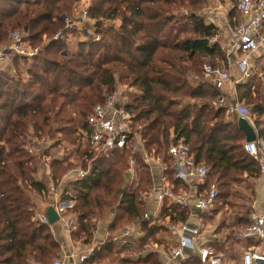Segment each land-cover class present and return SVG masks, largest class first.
<instances>
[{"label": "trees", "instance_id": "obj_1", "mask_svg": "<svg viewBox=\"0 0 264 264\" xmlns=\"http://www.w3.org/2000/svg\"><path fill=\"white\" fill-rule=\"evenodd\" d=\"M81 2L0 0V48L18 30L29 46L38 49L25 73L0 74V264H51L61 258V245L51 226L35 220L33 196L48 187V180L36 176L42 155L49 156L56 184L74 169L87 171L83 178L73 175L65 190L74 194L66 196L73 200L66 214L77 220L71 236L89 245L99 223L112 212L110 232L143 220L155 184L147 154L165 164L164 174L174 184V192L186 189L175 177L168 154L170 145L179 140L191 147L197 163L209 168L200 191L215 186L219 192L204 218L209 236L229 231L224 241L208 238L203 245L228 254L226 242L237 241V233L251 223L252 212L230 197L236 194L235 186L261 178L262 169L244 147L245 134L237 117H226L225 105L219 104L221 89L204 78L205 59H213L214 65L226 60L215 41L220 29L198 14L204 8L201 0H90L86 11L94 21L93 32L71 49L68 34L78 36L74 28L67 29V20L77 18ZM241 19L237 9L233 24ZM60 31L67 35L56 38ZM99 36L111 50L95 56L91 47ZM15 64L21 69L19 59ZM116 64L124 70L116 71ZM122 85L132 87L118 102L134 129L131 142L121 149L97 152L84 138L90 131L89 119L95 107ZM262 88L254 80L237 86L238 99L247 101L250 108L242 107L252 114L258 140L264 142ZM134 133L139 134L142 149H134ZM29 137L39 143L37 152L26 145ZM48 141L51 150L43 146ZM62 142L67 145L61 146ZM58 148L65 155L55 153ZM132 169L134 176L128 181L126 174ZM223 213L226 219L220 221ZM190 216L191 208L166 197L159 217L142 221L145 236L140 246L159 241L161 232L188 222ZM118 247L112 242L96 246L87 262L132 263ZM141 260L159 264L156 253ZM183 264L204 263L196 253Z\"/></svg>", "mask_w": 264, "mask_h": 264}, {"label": "built area", "instance_id": "obj_2", "mask_svg": "<svg viewBox=\"0 0 264 264\" xmlns=\"http://www.w3.org/2000/svg\"><path fill=\"white\" fill-rule=\"evenodd\" d=\"M238 11L242 15L241 21L233 28L234 44L233 48L239 51L241 75L237 78V84L243 82V79L250 77L252 68L251 59L253 55L264 48V0H239L237 5ZM83 15L78 20H67V29H71L76 24L85 23L90 20L86 10H83ZM89 35V33H86ZM67 35V32L60 31L55 36L56 38ZM70 36V34H68ZM11 42L0 48V61L8 60L11 56H25L34 57L38 49L32 48L25 41V34L21 31L15 30L10 35ZM88 39V37H87ZM13 74H17V70L13 68ZM205 74L213 78L216 84L223 93L219 98V104L225 105L226 115L228 118L232 116L243 117L251 124L253 123L252 114L243 108L237 101H229L227 96L222 91L224 82L226 81L225 71L219 67L211 65L204 66ZM132 90L128 85L120 86L116 92L108 94L106 100L102 104L95 107L93 115L89 119L90 131L84 133V138L88 139L91 145L97 152H110L114 149L124 148L131 142L133 130L130 126L128 113L118 106V102L123 99V93ZM228 101V102H227ZM245 110V112H244ZM136 138L132 142L134 149L139 150L143 148L140 136L134 133ZM131 144V143H130ZM48 150L50 145H43ZM40 147V145H35ZM244 147L250 155L257 158L261 163L262 177L264 178V152L259 147L257 142H246ZM28 148L33 151L32 147ZM36 150V149H35ZM168 154L171 157V168L174 171L175 177L183 183H193L194 193V207L200 214L199 224L192 225L189 222H182L170 225L173 231L181 230L184 234H180L177 239V244L173 247H164V254L175 260V264H183L185 250L187 248L197 249L201 262L204 264H223V254L215 252L211 247L199 246L198 239L204 230V218L212 211L218 197V189L214 186L209 191H200L207 183L209 168L203 163H197L191 151V147L183 140H179L170 145ZM154 158L151 155L145 156V161L149 164L150 160ZM44 166L48 168V187L43 192L47 199H52V205L55 207L58 214H64L68 208L73 205L72 199H67V195H74L72 191L65 190L66 184L69 183L61 181L56 184L51 176V169L49 165L50 159L46 156H41ZM133 172L134 176V171ZM74 178H83L87 171L82 168L73 170ZM133 178V177H132ZM65 179V178H64ZM67 180V179H65ZM173 185L162 187L160 191H154V201L158 204H163L164 199L168 197L172 203L181 206H189V198L187 195H178L172 189ZM154 190V188H153ZM152 190V191H153ZM69 200L71 203L68 204ZM202 214V215H201ZM143 219L149 220L148 212L146 211ZM42 223L49 224L46 215L42 217H35ZM188 233V234H186ZM239 239H247L258 242L257 245L247 249L243 253V264H264V212L252 214L251 223L237 233ZM147 252V251H146ZM51 264H66L63 260L57 259Z\"/></svg>", "mask_w": 264, "mask_h": 264}, {"label": "crops", "instance_id": "obj_3", "mask_svg": "<svg viewBox=\"0 0 264 264\" xmlns=\"http://www.w3.org/2000/svg\"><path fill=\"white\" fill-rule=\"evenodd\" d=\"M87 2V1H86ZM217 4V3H216ZM220 4H217V8H215L214 10L209 9L208 10V14H206V21L210 20L214 25H216L219 29H220V34L217 36V38H215V41H218V43L221 45L222 49H225V44H227V47L229 45L234 44V37H233V28L231 27V24H229V21H227V17H223V7L219 6ZM79 9L81 8V3L79 4ZM79 12V11H78ZM214 13H216V15H214ZM220 16H222V18H220ZM235 20V17L233 18V22ZM232 22V23H233ZM236 24H233V27H235ZM82 29V27H74V29L78 30L80 32L78 36L79 39H85V37H83V35L81 34L80 29ZM228 28V29H226ZM222 30V31H221ZM87 31H84V35H86ZM90 33V32H89ZM73 35V34H72ZM87 37L89 35H86ZM69 38V42L71 41V39L73 37L70 38V36H68ZM231 41V44H230ZM11 42V40H10ZM9 42V43H10ZM226 50V49H225ZM257 53H262V55L264 56V48L261 49L260 51H257L253 57L256 56ZM232 56V55H231ZM262 56V57H263ZM230 57V55H229ZM240 58H241V54L239 51H234V56L232 58L233 64L236 66L237 70H238V74H241V69H240ZM264 58V57H263ZM262 58V59H263ZM19 59L20 60V67L21 69H19L16 64L15 61ZM30 62V58L29 57H23V56H11L9 57L8 60L5 61H0V74L4 73V71L9 72L11 75L16 76L17 74H13V68H15L16 70H20L23 73L26 72L28 65H26L27 62ZM29 64V63H28ZM18 73V72H17ZM226 81L224 82V88L222 87V91L224 92V94L227 96V99L231 102L233 101H237L238 100V89L237 86L238 84L235 83V88L232 91L228 90L227 84L225 85ZM226 86V87H225ZM237 98V100H235ZM230 119V118H229ZM237 121H238V117H237ZM254 118H253V123L255 126V122H254ZM49 144H52L51 141H48ZM46 142V144H48ZM258 145L261 146L260 148L262 149V151L264 152V142L263 141H257ZM52 145L49 146L48 150L52 149L51 148ZM59 151V150H58ZM55 153H59L58 155H60V152L54 151ZM47 160L49 158L46 157ZM149 165L151 166L152 172H153V176H154V180H155V184H154V190L151 192V194L147 197V203H148V217L152 218V219H157L159 217V212L161 210L162 205L158 204L154 201L153 197H154V191H160V189H162V187H167V186H171L174 184L165 176L164 174V170H165V164H163V162L159 159V158H152L150 160ZM50 166V165H48ZM48 168L47 166H44L43 161H41L40 163V167H39V171L37 172L36 176L37 179L39 178H44L46 180H48V174L47 171ZM133 170V169H132ZM74 175V172L72 171L71 173H69L68 175L65 176V179H63V182H66L68 180H73L72 176ZM128 175L131 176L132 180L133 178V172L129 171L126 174V177L128 178ZM46 183L48 184V181H46ZM253 184H255L254 189L253 186L250 185L251 188V199L248 202V206L252 209L251 212V216L252 214H256V213H263L264 212V178L261 176V178L257 179L255 182H252ZM186 185V189H179L177 193L178 195H187L188 196V200H189V208H191V216L189 218V223L192 225H197L199 224V216L200 214L195 210L194 207V193H195V189L193 186V183H184ZM67 185V184H66ZM246 185V184H244ZM243 185V186H244ZM252 186V187H251ZM40 197H44V199L48 200L43 194H34ZM50 201V205H52V199H49ZM65 201H68V204H70L71 202L67 199H65ZM35 202V211H36V217H42L44 215H46V211L42 210V208L39 207V205H37L36 200L34 199ZM172 203V202H171ZM145 214V213H144ZM202 215V214H201ZM60 219L55 222L54 224H49L51 226L52 232L55 236V238L58 240V242L61 245V255H60V259L63 260L66 264H91L87 262V259L90 257L91 253L93 252V250L96 248V246H100V245H104L107 243H114V244H118L119 245V249L121 251V255L122 256H127L133 259V262L130 264H149L147 262L142 261V258H145L147 256H149L151 253H156L157 254V261L159 262V264H175V260L171 259L169 256H167L166 254H164V247H173L177 244V239L178 236L180 234H184L185 232L178 230L173 231L171 228H169L168 232H161L158 236V240L159 241H155L154 243H151L147 246L141 247L140 246V240L145 236V232L142 228V221L144 220H137L135 223H132L131 225L127 226L126 228L118 231V232H110L109 231V223L112 219L113 216V212L111 213V216L108 217L107 219L101 221L97 227V230L94 232V236L92 239L91 244L87 245L81 241H76L73 240L72 236H71V232L72 230L76 227V217L70 216L68 214H66V212H64V214H60ZM204 221V220H203ZM59 226V227H58ZM170 227V226H169ZM209 231H207L206 227H204V230L202 231L201 236L198 239V245L199 246H205L203 245L207 239L209 238ZM188 234V233H186ZM213 239H220L223 240L225 239V234L219 233L216 235H211ZM244 240V241H242ZM264 243V241H263ZM258 242L256 241H250L247 239H239L237 237V241L231 243H227L225 244L226 248L229 250L231 248L234 247V245L237 246V262H239V264H243V253L257 245ZM233 246V247H232ZM206 247V246H205ZM147 251V252H146ZM198 254L199 252L197 249H190L187 248L185 250V255H184V259L182 261V263L185 262L186 259H188L189 257H191L193 254ZM130 254V255H129ZM229 254V253H228ZM228 254H223V264H234V260H236L233 257H230ZM92 264H109V260H105L103 262H98V263H92Z\"/></svg>", "mask_w": 264, "mask_h": 264}, {"label": "rangeland", "instance_id": "obj_4", "mask_svg": "<svg viewBox=\"0 0 264 264\" xmlns=\"http://www.w3.org/2000/svg\"><path fill=\"white\" fill-rule=\"evenodd\" d=\"M238 1L239 0H205V1L201 0L200 7L203 5L204 8L201 7L202 9L200 10V12L198 11V14H200L206 20V17H207L206 14H208V10L209 9L214 10L215 8L218 7L217 4H220L219 6H222L223 9H224L223 10V17H227V21H229V24H231V27L234 28L233 27V23H231V19L233 17H235V19H236V17H237ZM89 4H90V0H82L81 8H80L79 12L77 13V18L75 20L80 19V17L83 15V13H82L83 9L86 10L88 8ZM186 12H187L186 10H182L181 11V13H183V14H185ZM214 15H216V13H214ZM220 18H222V16H220ZM206 22L212 23L210 20H207ZM93 23H94V21L90 18V20L88 22L76 24L74 27H78V26L82 27V29L79 28L80 31H81V34L83 35V37H85V39H87L86 35H88V34L84 35L83 32L84 31H87L86 33L90 32L89 33V35H90L93 32V28H94ZM236 24H237V22H236ZM104 25L106 26V25H108V23L104 22ZM74 27H72V28H74ZM226 29H228V28H226ZM76 31H77V35H79L80 32L78 30H76ZM71 37H73V38L69 42L70 48L71 49H75L76 46H77V41L79 40V38L74 36V35H72V34H70V38ZM67 39L69 40V38H67ZM94 42L95 43L91 47V50H92V54L95 55V56L96 55H100L104 51L107 52V51L111 50L110 47L108 46L107 40H103V38L100 37V36L96 37ZM230 44H231V41H230ZM6 45L7 44H5L4 46H6ZM225 49L223 51H224L226 60H224L223 62H220L219 60H217L216 64L214 65L213 59H205L204 64H203V68L207 64V65H211L213 67H219V68L223 69L225 71L224 74L226 76L225 85L227 84L228 90L232 91L235 88V82H236L237 78H239L241 74L240 73L238 74V70H237L236 66L233 64V61H232V58L234 56V51H236V50L232 47V44L229 45L228 47H227V44H225ZM229 55H230V57H229ZM262 56H263L262 53H257L255 57H252V59H251L252 68H251V71H250V77H248L246 79H243V82H241V83H245V82H248V81H251V80H254V82L257 83V85H259L261 83L263 85L262 92L264 93V71H262V67H264V58H263L264 56L263 57ZM28 63H29V61L26 63V65H28ZM113 67H114V69L116 71L117 70L118 71L124 70V66H122L121 64H116ZM204 78L208 79L209 81H211V82L216 84L215 80H213V78H211V77H208L205 73H204ZM254 78H257V79H254ZM241 83H239V84H241ZM223 88H224V85H223ZM237 95H238V92H237ZM235 100H237V98ZM229 101H230V99H229ZM237 102L241 106H243V105L245 106L246 105V106L249 107V105L247 104L246 100L239 101V99H238ZM244 103H246V104H244ZM226 117H227V115H226ZM132 130H134V129L132 128ZM26 145L32 147L33 151L37 152V150H35L36 148L34 146H32V145H39V143H37V141L34 138L29 137L28 138V143ZM45 145H51V144L48 143V144H45ZM64 145H67V144L62 142L61 146H64ZM58 150H55V151L60 152L61 154L63 153V155H65V150H63V149L60 150L59 148H58ZM130 179H131V176L128 175L127 180L130 181ZM246 183H249V185H252V186L254 185L255 186V184H253L252 182H246ZM249 185L246 184L244 186L243 185L235 186L236 194H235L234 197H230V200H232L233 203L237 204L238 206H243L244 205L246 207H249L248 206V202L251 199V188H250ZM254 186H253V189H254ZM33 198L36 200L37 205H39V207L42 208V210H44V209L46 210L50 206L49 199L46 200V199H44V197H40V196H37V195H34ZM226 216L227 215H225L223 213V216H221L220 221L222 219H226ZM228 232H229L228 230L224 229L223 234H225V236H226ZM209 238H212V236H209ZM235 238H236L235 240H237V237H235ZM242 241H244V240H242ZM230 242L233 243L234 241H230ZM225 248H226V246H225ZM228 253H229L228 255L230 257L234 256L233 258L236 259V260H234L232 262H234V264H239V262H237V246L234 245L233 248L228 250ZM109 264H112L111 261H109Z\"/></svg>", "mask_w": 264, "mask_h": 264}, {"label": "water", "instance_id": "obj_5", "mask_svg": "<svg viewBox=\"0 0 264 264\" xmlns=\"http://www.w3.org/2000/svg\"><path fill=\"white\" fill-rule=\"evenodd\" d=\"M238 126L240 127L241 130H243L245 134L246 142H257L258 141V136L255 130V126L251 124L247 119L243 117H239ZM46 217L48 219L49 224H54L60 219V216L53 205H50L48 207L46 211Z\"/></svg>", "mask_w": 264, "mask_h": 264}]
</instances>
